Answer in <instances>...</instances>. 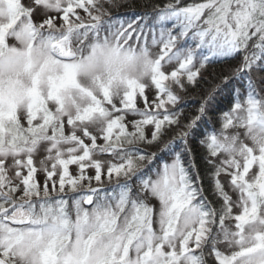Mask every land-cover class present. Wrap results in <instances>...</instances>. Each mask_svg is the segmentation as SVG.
Wrapping results in <instances>:
<instances>
[{"label":"snow or ice","instance_id":"1","mask_svg":"<svg viewBox=\"0 0 264 264\" xmlns=\"http://www.w3.org/2000/svg\"><path fill=\"white\" fill-rule=\"evenodd\" d=\"M126 6L0 0V264H264V0Z\"/></svg>","mask_w":264,"mask_h":264},{"label":"trees","instance_id":"2","mask_svg":"<svg viewBox=\"0 0 264 264\" xmlns=\"http://www.w3.org/2000/svg\"><path fill=\"white\" fill-rule=\"evenodd\" d=\"M126 7H121L118 14H121L123 10L126 11H145V5L148 3V0H125L123 1ZM229 68L228 64L216 63L214 64L209 71L204 73V79L201 81V85L198 89L193 92H190L184 99L183 107L186 113L191 114L195 111L200 103V99L206 92L211 89L215 84H217L218 78L227 72ZM230 97L228 95L219 96L217 98L216 109L217 110H227L229 107ZM201 149L197 148V153Z\"/></svg>","mask_w":264,"mask_h":264},{"label":"rangeland","instance_id":"3","mask_svg":"<svg viewBox=\"0 0 264 264\" xmlns=\"http://www.w3.org/2000/svg\"><path fill=\"white\" fill-rule=\"evenodd\" d=\"M123 1H125V0H123ZM122 13L121 14H118V15H120V16H122V17H124V18H133V17H137V18H139L140 16H142L143 14H144V12L145 11H126V9L125 10H123V11H121ZM147 95H148V97H149V99L151 100L152 99V97H153V95H154V93H153V91H147ZM141 107L143 106L142 104L140 105ZM41 178V180L43 179V177L41 176L40 177Z\"/></svg>","mask_w":264,"mask_h":264}]
</instances>
